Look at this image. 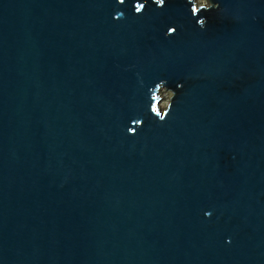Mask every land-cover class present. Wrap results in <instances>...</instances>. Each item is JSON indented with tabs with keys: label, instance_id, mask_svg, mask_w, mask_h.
<instances>
[{
	"label": "water",
	"instance_id": "95a60500",
	"mask_svg": "<svg viewBox=\"0 0 264 264\" xmlns=\"http://www.w3.org/2000/svg\"><path fill=\"white\" fill-rule=\"evenodd\" d=\"M191 7L0 0V264H264V0Z\"/></svg>",
	"mask_w": 264,
	"mask_h": 264
},
{
	"label": "clouds",
	"instance_id": "9594fccd",
	"mask_svg": "<svg viewBox=\"0 0 264 264\" xmlns=\"http://www.w3.org/2000/svg\"><path fill=\"white\" fill-rule=\"evenodd\" d=\"M199 2H200V0H192L191 11L193 12V14L198 13L201 9H204V10H210V9H213V8H219V3H214V4H212L211 6H209V7H207V8H200L199 11H197V9H196V4L199 3ZM155 3H156L158 6H163L164 3H165V0H155ZM144 8H145V4H142V5H140L139 7H135V12H136V13H141V10L144 9ZM206 23H207L206 18H200V19L198 20V24H199V26H200L201 28L205 27ZM167 31H168V34H174V33L176 32V29H175V27H170V28H168ZM161 81H164L165 83H167L165 80H161ZM161 81H160V82H161ZM160 82H158V83H160ZM158 83H157V84H158ZM157 84H156V85H157ZM156 85H155V86H156ZM179 86H180V85H178V87H179ZM174 96H175V95H174ZM174 96L172 97V100H173ZM151 99H152V97H151ZM150 110H151V107H150ZM160 121H163V120H160ZM207 215H210V213H207Z\"/></svg>",
	"mask_w": 264,
	"mask_h": 264
},
{
	"label": "rangeland",
	"instance_id": "374dc122",
	"mask_svg": "<svg viewBox=\"0 0 264 264\" xmlns=\"http://www.w3.org/2000/svg\"><path fill=\"white\" fill-rule=\"evenodd\" d=\"M200 3H204L205 5H209V0H200L199 4ZM166 91V89L163 90V93H162V96H163V102H162V107L163 108H166L168 103H169V100H170V94H169V90L166 91V93L164 92Z\"/></svg>",
	"mask_w": 264,
	"mask_h": 264
}]
</instances>
